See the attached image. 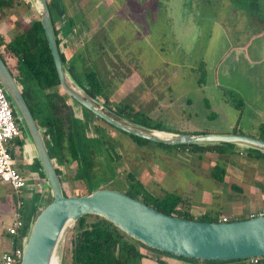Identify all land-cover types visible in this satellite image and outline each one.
<instances>
[{
  "label": "rangeland",
  "instance_id": "1",
  "mask_svg": "<svg viewBox=\"0 0 264 264\" xmlns=\"http://www.w3.org/2000/svg\"><path fill=\"white\" fill-rule=\"evenodd\" d=\"M61 1L66 16L76 21L69 41L74 50L64 54L82 57L71 58L72 73L82 81L94 70L103 87L101 97L107 96L112 106L131 105L161 129L264 136V0ZM33 17L21 5L0 22V37H12L20 19L27 23ZM73 105L89 113L77 101ZM99 123L117 142L121 159L108 162L99 155L104 165L92 189L125 191L124 178L133 172L156 195H185L188 204L180 208L193 216L210 210L229 220L239 217L242 195L250 199L249 213L264 209V158L253 157L249 151L254 149H227L219 155L176 144H138L128 134ZM216 164L226 168L224 182L212 177ZM75 167L68 166L62 178L67 195L87 193L83 182L72 178ZM32 170L24 177H31ZM231 183L245 194L232 189ZM230 196L237 201L220 209ZM72 224L61 236L58 264L69 262L61 246ZM4 246L1 241L0 264Z\"/></svg>",
  "mask_w": 264,
  "mask_h": 264
},
{
  "label": "trees",
  "instance_id": "2",
  "mask_svg": "<svg viewBox=\"0 0 264 264\" xmlns=\"http://www.w3.org/2000/svg\"><path fill=\"white\" fill-rule=\"evenodd\" d=\"M21 5H25L33 12L32 7L25 0H0V22L5 19L8 13L15 11ZM48 5L52 22L55 24L57 17L65 16L63 3L61 0H48ZM33 14L34 17L29 22L23 23L22 19H20L16 23L17 26L20 24L18 26L19 30L10 40L5 41L3 38H0V55L17 82L21 85L24 98L38 126L45 129L43 138L51 158L56 157L58 165L63 166L65 169L75 163L76 167L73 170L72 178L75 181L83 182L87 193H90L94 190L91 187V183L98 178L97 172L102 170L104 165L99 155L105 156L108 162L118 163L120 161L121 155L117 151V142L113 141L114 138H112L104 126L97 125V136L92 135L89 121L76 117L68 102L69 100L76 101L70 96L67 99L57 90L59 79L53 58L43 27L34 12ZM66 19L68 29L73 30L76 25L74 17H66ZM58 32L55 29L56 35H58ZM57 43L60 44L58 37ZM59 49L61 58L73 79L92 97L98 98L108 108L135 122L161 129L158 123H153L147 117L140 116L139 114L141 113L135 111L133 106L121 102L116 106H112L113 104L107 96L101 97L103 87L94 70L87 71L82 81L77 80L71 70L75 60L66 61L67 58L64 56L60 45ZM74 56L77 57V60L82 58L80 54ZM89 114L97 120L104 122L107 126L119 130L95 116L91 111H89ZM262 130H264L263 126ZM128 135L138 144L150 142L147 139L132 134ZM259 138L264 140V136ZM175 147L193 151L216 152L220 155L227 149L235 150L234 146L230 144L178 145ZM249 152L255 158H264V154L257 150ZM59 166H56V171L61 177L63 170ZM211 173L216 180H224L225 169H221L218 164L213 167ZM124 185L126 186L125 193L142 200L166 214L199 221H221L222 216L220 214L215 215L210 210H207L200 216H193L188 211L182 210L180 206L188 204L185 195L165 191L160 196L156 195L149 191L133 172L126 174ZM231 188L238 189L239 192L243 191L239 186L231 185ZM65 195L67 194L65 193ZM242 199L244 207L241 215L231 220L227 218V221L250 218V200L246 195H242ZM259 213L264 214V209L253 214L257 216ZM27 225L28 222L24 220V227L20 229L19 237L10 236V240L21 243ZM61 248L63 249L64 258L69 261L68 264H142L145 254L141 251V248L152 252L155 255V260L160 264H169L165 260L168 256L181 259L188 264H204V262L209 264H264V257H255L256 261L252 258L199 260L173 255L146 246L127 235L112 222L96 214H86L74 221L68 239Z\"/></svg>",
  "mask_w": 264,
  "mask_h": 264
},
{
  "label": "water",
  "instance_id": "3",
  "mask_svg": "<svg viewBox=\"0 0 264 264\" xmlns=\"http://www.w3.org/2000/svg\"><path fill=\"white\" fill-rule=\"evenodd\" d=\"M40 21L61 89L113 127L156 143L171 145H232L264 154V140L239 133H183L137 123L92 97L69 73L61 58L47 0H28ZM0 83L23 134L33 148L51 201L31 218L22 238L21 264H51L68 223L96 214L148 247L199 260L264 257V214L227 222H208L166 214L124 191L98 188L82 195H65L35 118L6 62L0 55ZM26 134H25V132ZM47 132V131H46Z\"/></svg>",
  "mask_w": 264,
  "mask_h": 264
},
{
  "label": "crops",
  "instance_id": "4",
  "mask_svg": "<svg viewBox=\"0 0 264 264\" xmlns=\"http://www.w3.org/2000/svg\"><path fill=\"white\" fill-rule=\"evenodd\" d=\"M25 1H27L30 4L28 0H25ZM63 6H64V3H63ZM64 10H65V6H64ZM33 12H34V9H33ZM64 15L65 16L57 17L55 24H54L55 29L59 31L57 37L59 38V35H62L64 37L62 41L60 40V43L62 42L61 45L63 46V48L61 46V50L63 53L74 50V47L70 46V42H69L72 36L71 35L72 29L71 30L68 29L67 23H66L67 22L66 17H69V16H66V13H64ZM11 38L12 37H9L7 40L5 39L4 40L8 41ZM72 53L73 55H70V56L64 54L67 60H71V58L74 57V53L76 52H72ZM57 90L68 99V95L61 89L60 86L57 87ZM68 102L72 107L74 115L81 119L88 120L90 124L91 132L94 134H97L94 126L95 125L102 126V124H100L99 121L96 118H94L91 114L84 111L83 108L75 107L73 105V101L69 100ZM92 128L94 131H92ZM231 133H235V132H231ZM234 149L238 150V148H234ZM239 150L240 152L244 151L243 149H239ZM11 151L15 159V164L17 165V167L20 169V171L23 173L24 176H26L28 169H30L31 167L33 168L31 172L32 176L25 178L26 186L22 190V193H21L23 206L20 209V215L23 220L29 223L31 218L36 216L40 212V210L51 201L52 198H51L49 188L46 185L45 177L40 169V165L33 152V148L28 142V140L26 139L25 135H23L21 139H17L14 141V143L11 146ZM206 153H216V152L206 151ZM54 160H55L56 165L59 166L56 157L54 158ZM59 167L63 170L62 175H61L63 177V175H65L66 169L63 166H59ZM224 169L226 170V168ZM227 174L228 173H226L225 171L224 179L227 176ZM224 181L225 180H223L222 182ZM231 185L239 186L237 183H231L230 186ZM242 190L244 193V189ZM230 198L232 197L231 196L227 197L224 203H220V209L223 207H229V205L232 206L231 205L232 202L237 201V199L235 200V198L233 200H231ZM15 202H16V196L13 190L11 189V187L8 184L2 183L0 181V242L1 241L2 243L5 242V246H4L5 250H3V252H6L11 249V240H10V235L7 233V228L13 223V221L16 218L17 210H16ZM223 217H226V216H223ZM141 251L145 254V257H143L142 259V264H146V263L154 264L156 262L155 256L151 255L148 252V250H146L145 248H141ZM165 259L167 263L169 264H184L183 261L179 259H171L169 257Z\"/></svg>",
  "mask_w": 264,
  "mask_h": 264
},
{
  "label": "built area",
  "instance_id": "5",
  "mask_svg": "<svg viewBox=\"0 0 264 264\" xmlns=\"http://www.w3.org/2000/svg\"><path fill=\"white\" fill-rule=\"evenodd\" d=\"M63 38L62 35H59L61 41ZM22 136V129L15 118L10 101L0 83V181L8 184L16 196V218L7 228V233L15 237H19L20 229L24 227V220L20 215V209L23 206L21 193L26 186V180L23 173L15 164L11 146L15 140L21 139ZM261 214L263 213H259L258 215ZM254 216L255 214H250V217ZM221 221L227 222V217H222ZM21 258L22 242L18 243L11 240V249L2 253L1 263L21 264ZM252 259L256 261L255 257Z\"/></svg>",
  "mask_w": 264,
  "mask_h": 264
},
{
  "label": "bare ground",
  "instance_id": "6",
  "mask_svg": "<svg viewBox=\"0 0 264 264\" xmlns=\"http://www.w3.org/2000/svg\"><path fill=\"white\" fill-rule=\"evenodd\" d=\"M58 262H59L58 255L57 256L55 255V257L53 258L51 264H58Z\"/></svg>",
  "mask_w": 264,
  "mask_h": 264
}]
</instances>
